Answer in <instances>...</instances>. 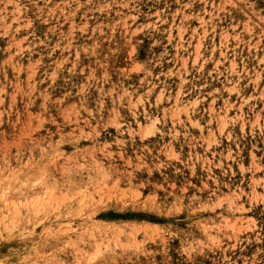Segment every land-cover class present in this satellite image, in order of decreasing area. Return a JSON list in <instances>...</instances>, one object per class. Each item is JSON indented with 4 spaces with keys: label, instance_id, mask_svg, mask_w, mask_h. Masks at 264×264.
Instances as JSON below:
<instances>
[{
    "label": "rangeland",
    "instance_id": "374dc122",
    "mask_svg": "<svg viewBox=\"0 0 264 264\" xmlns=\"http://www.w3.org/2000/svg\"><path fill=\"white\" fill-rule=\"evenodd\" d=\"M0 264H264V0H0Z\"/></svg>",
    "mask_w": 264,
    "mask_h": 264
}]
</instances>
